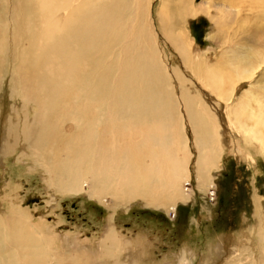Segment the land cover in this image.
Masks as SVG:
<instances>
[{
    "label": "bare ground",
    "instance_id": "6f19581e",
    "mask_svg": "<svg viewBox=\"0 0 264 264\" xmlns=\"http://www.w3.org/2000/svg\"><path fill=\"white\" fill-rule=\"evenodd\" d=\"M203 1H157L161 33L191 72L184 79L157 49L152 0H0V82L12 66L13 90L36 106L31 116L27 108L23 116L10 110L0 156L13 151L14 138L21 136L58 191L99 202L110 195L109 207L140 198L167 209L191 198L192 191L181 185L189 181L191 158L197 187L205 191L215 187L213 171L228 149L253 156L255 148L264 159V90L250 84L264 72V0ZM200 15L210 18L222 41L219 53L203 62L201 49L182 31L187 18ZM226 22L238 25L240 36L227 24L225 29ZM241 36L244 41L237 40ZM251 39L257 47H246ZM241 82L248 88L234 98ZM193 83L208 97L193 92ZM66 124L68 133L61 129ZM255 207L264 218L258 199ZM28 222L17 204L0 211V264H88L96 255L116 261L125 248L109 221L94 253L86 243L70 255L55 253V239L65 246L62 237ZM257 235L264 238V230ZM233 250L221 264H264L248 242ZM184 253L177 264L189 262ZM233 254L252 257L242 263ZM136 262L132 257L126 264ZM200 264H209V258Z\"/></svg>",
    "mask_w": 264,
    "mask_h": 264
},
{
    "label": "rangeland",
    "instance_id": "374dc122",
    "mask_svg": "<svg viewBox=\"0 0 264 264\" xmlns=\"http://www.w3.org/2000/svg\"><path fill=\"white\" fill-rule=\"evenodd\" d=\"M157 1L152 0L149 15L152 31L156 36L155 44L158 45L157 49L164 64L171 69L177 67L182 71V77L188 79L192 77L191 72L181 65L177 54L161 33L155 14ZM195 1V4L204 2ZM212 1L218 3L220 0ZM216 6L218 7V4L213 5V10L217 9ZM178 8L179 6L177 11ZM232 23L229 26V22H226L224 28L229 27L228 29L237 31L238 25ZM248 25L245 24V28H248ZM182 28L187 37L201 49L202 62L205 59L212 60L211 58L219 53L218 48H221L222 41L219 31L212 29L209 17L200 15L187 18ZM240 32L238 30V36ZM237 40H243L242 36ZM257 45V40L251 39L246 47L252 48ZM241 47L245 48L244 44ZM9 68L12 66L7 69ZM7 69L0 82L1 150L4 123L9 118L10 110L15 107L20 112L19 115L23 116L22 110L27 108L31 116L36 109L34 103L28 104L20 98L19 89L13 90V78L10 73L12 70ZM252 79L255 80L250 84H254L258 90H264V72L261 74L258 72ZM194 80L196 84L199 83L196 78ZM174 83L178 86L176 79ZM247 84L241 82L237 86L234 98L248 88ZM192 86V91L198 96L208 97L207 92L199 85L193 83ZM184 126L185 133L192 139L190 126L186 122ZM61 129L66 133L71 131L69 124L62 125ZM226 137L224 135V141ZM14 140L16 141L14 150L0 156V211L9 212L10 206L17 204L24 209L31 224L42 226L44 231L48 228L54 235L62 237L65 246L55 239L52 245L55 253L73 254L79 249L82 250L84 243L90 246L88 251L93 252L95 246L101 242L107 224L112 221L116 234L125 242V248L116 261L96 255L92 258L93 262L88 264H126L132 257H137L139 263L136 264H167V261L177 264V258L182 255V251L185 252L183 256L189 260L187 264H200L207 258L209 264H221L226 251L232 254L233 248L238 247L241 241L250 244L257 261L264 257L262 253L264 238L257 235L258 229L264 230V218L259 219L255 214L257 199L259 203L261 201L264 209V159L255 148L250 149L253 156L250 154L240 156L230 149L224 152L220 157L219 168L213 171L215 187L210 186L205 191L196 184L192 165L195 150L189 140L188 146L193 153L189 163L191 173L189 181L186 180L181 185L184 192L192 191L191 198L184 202L178 200L173 209H167L164 205L149 206L140 198L117 202L113 207H109L108 204L113 199L110 195H106V200L100 203L99 200L89 198L84 193L60 192L50 182V175L44 166H40V162L30 151V143L21 136H16ZM36 229L40 231L39 228ZM77 240L83 243L79 244ZM216 246L217 249L220 247L223 253H216ZM233 255L244 259L242 263L247 259L251 260L252 257L248 254Z\"/></svg>",
    "mask_w": 264,
    "mask_h": 264
}]
</instances>
